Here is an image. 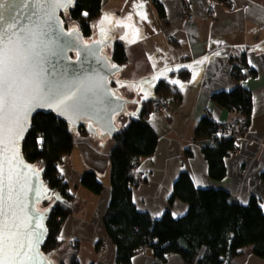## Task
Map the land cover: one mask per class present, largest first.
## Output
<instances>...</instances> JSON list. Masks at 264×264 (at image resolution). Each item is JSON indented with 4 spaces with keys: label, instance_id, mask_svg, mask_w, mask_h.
<instances>
[{
    "label": "crops",
    "instance_id": "obj_1",
    "mask_svg": "<svg viewBox=\"0 0 264 264\" xmlns=\"http://www.w3.org/2000/svg\"><path fill=\"white\" fill-rule=\"evenodd\" d=\"M227 1L224 4L217 0H102L101 15L93 23V30L102 26L110 35L112 48L114 43L122 46L126 56L124 67L142 59L149 76L137 82H115L116 89L125 88L129 94H135L139 88V104L131 115L122 117L119 128L143 104L158 98L154 86L157 80L166 78L163 69L190 62V79L175 83L179 95L169 94L164 100V112L150 111L145 119L157 136V145L151 156L137 162L134 176L140 177L141 183L132 189V203L152 219H159L166 211L174 218L187 212V203L178 199L169 202L181 172L189 175L195 188L226 190L243 205L253 197L264 210V0ZM184 2L189 5L193 20L182 15ZM109 7L111 12L104 14ZM210 7L213 16L209 14ZM237 87L251 96L250 129L237 141L234 151L223 158L225 173L215 180L209 176L196 128L203 117L224 125L237 116L211 99L217 92ZM91 140L87 137L76 145L89 149L97 156L96 160L102 157L105 162L102 169L90 168L85 157L72 166L70 156L74 148L57 165L77 208L61 225L59 237L66 242L60 250L64 255L66 243L77 241L79 264H115L116 248L103 225L111 198L108 154L113 140L110 138L107 152H104L106 145L93 148L96 146ZM87 156L90 157L88 153ZM86 168L95 172L102 184L99 195L80 184ZM97 245L104 246L99 254ZM65 261L62 256L59 262ZM131 263L185 264L176 254L157 263L149 247L140 250ZM231 264H264V260L253 254L251 246H246Z\"/></svg>",
    "mask_w": 264,
    "mask_h": 264
},
{
    "label": "trees",
    "instance_id": "obj_2",
    "mask_svg": "<svg viewBox=\"0 0 264 264\" xmlns=\"http://www.w3.org/2000/svg\"><path fill=\"white\" fill-rule=\"evenodd\" d=\"M101 2L75 0V5L62 15L64 24L72 27L68 26L67 21L75 23L73 26L89 38L94 21L101 15ZM122 50L120 44L114 43L112 60L124 66L126 56ZM189 64L187 61L161 71L166 78L157 80L154 86L158 98L165 100L169 94L177 96L178 90L171 81L187 82L191 77ZM211 99L219 106L234 111L245 121L250 120L251 96L244 88L217 92ZM153 102L147 101L136 115L129 116L126 125L119 128L112 138L113 146L108 154L111 198L103 215V225L116 248L115 264H132V258L145 247L152 250L159 263L165 262L168 255L176 254L185 264H231L232 259L246 246H251L253 254L264 260V210L253 197L243 205L226 190L195 188L189 175L181 172L174 182L169 202L178 199L187 203L188 210L183 216L174 218L166 211L159 219H152L136 209L132 203L135 179L132 166L141 158L151 156L156 149L157 136L145 122L148 113L153 112ZM221 126L209 117H203L196 128L209 165V176L215 180L224 175L222 160L234 151L237 144L235 139L211 138L212 133ZM89 136L84 126L69 130L54 114L38 113L31 119V130L21 145L25 159L36 168L44 169L43 175L49 189L63 199L62 203L51 200L40 207L45 209L54 203L46 223L48 236L42 247V252L49 256L65 244L66 241L59 237L61 225L77 210L75 199L68 192L57 165L76 144L82 142L80 140ZM80 184L95 195L102 191L101 182L90 170L83 172ZM66 245V252L62 255L66 261L58 264H79L78 242L68 241Z\"/></svg>",
    "mask_w": 264,
    "mask_h": 264
},
{
    "label": "water",
    "instance_id": "obj_3",
    "mask_svg": "<svg viewBox=\"0 0 264 264\" xmlns=\"http://www.w3.org/2000/svg\"><path fill=\"white\" fill-rule=\"evenodd\" d=\"M74 5L75 0H4V9L0 10L4 16L0 29H7L12 41L30 56L38 79L57 84L61 95L74 93L68 108L54 110L38 105L26 118L22 117L23 130L13 137L16 147L11 140L0 143V172L5 177L0 197V229L15 232L14 242L24 245L20 251L26 254L18 258V264H41L42 257L58 264L42 252L54 203L45 209L40 207L51 200L62 203L63 199L49 189L44 169L36 168L21 153V145L31 130V119L38 113H51L69 130L84 126L89 137L93 141L98 139L102 148L106 139L109 141L119 132L122 117L131 115L139 104V88L135 94H129L125 88L116 92L110 79L118 76L117 80L137 82L149 77L142 59L124 67L104 56L107 48L112 50L113 41L102 26L92 30L95 36L89 38L73 26L75 23L67 27L62 15ZM9 175L11 181L7 180ZM36 233L40 234L38 244L34 243Z\"/></svg>",
    "mask_w": 264,
    "mask_h": 264
},
{
    "label": "snow or ice",
    "instance_id": "obj_4",
    "mask_svg": "<svg viewBox=\"0 0 264 264\" xmlns=\"http://www.w3.org/2000/svg\"><path fill=\"white\" fill-rule=\"evenodd\" d=\"M3 9L4 0H0V10ZM3 19V12L0 11V22ZM30 59L21 46L12 41L7 29H0V143L11 140L13 147L17 144L13 137L19 136V132L24 127L22 117L26 118L38 105L54 107V110L61 107L68 108L70 107L68 101L74 95L71 92L61 95L57 84L38 79V73L34 71ZM171 83L178 82L171 81ZM7 180L11 181V175ZM4 181L5 177L0 172V197L4 192ZM7 187L9 191L12 190L10 183ZM15 235V232H9L6 228L0 229V264H18V258L26 254L20 251L24 245H17L12 239ZM39 242L40 234L36 233L34 243ZM31 247L32 245H29V248ZM41 264H52V262L42 257Z\"/></svg>",
    "mask_w": 264,
    "mask_h": 264
},
{
    "label": "built area",
    "instance_id": "obj_5",
    "mask_svg": "<svg viewBox=\"0 0 264 264\" xmlns=\"http://www.w3.org/2000/svg\"><path fill=\"white\" fill-rule=\"evenodd\" d=\"M224 4L228 3L227 0H223ZM213 8H209V14L211 16L214 15ZM181 13L187 20H193V14L189 12V5L184 2L181 5ZM166 109V102L162 98H157L152 105V110L155 114H162ZM250 129V122L245 121L240 115L233 117L230 121L219 127L216 131H214L211 135V138L214 139H222L229 140L235 139L238 141L243 138L246 133H248ZM137 162H135L132 166V172L136 173ZM141 183V178L137 175L135 176L134 182L132 184L133 187L138 186ZM104 249L103 245L99 246L98 252H101ZM157 263L158 260H157Z\"/></svg>",
    "mask_w": 264,
    "mask_h": 264
},
{
    "label": "rangeland",
    "instance_id": "obj_6",
    "mask_svg": "<svg viewBox=\"0 0 264 264\" xmlns=\"http://www.w3.org/2000/svg\"><path fill=\"white\" fill-rule=\"evenodd\" d=\"M109 12H111V8L109 7V8H107L106 10H104V14H108ZM71 23V21H67V24L69 25ZM132 54H134V53H132ZM89 139V138H88ZM88 141H90V140H88ZM87 141V142H88ZM92 142H93V144L96 146V147H93V148H95V149H97V148H101V146L99 145V142L97 141V140H91ZM105 143L106 144H104V146L106 145V147H105V149H104V152H107L108 151V145L110 144V141H108V139H106L105 140ZM74 154H72L71 156H70V160H71V165L72 166H77L78 165V163H80V161H82V159H83V157H85L86 158V160H87V162H88V164L90 165L89 167L90 168H92V169H95V170H100V169H102V167H103V164L105 163L104 162V160H103V158L102 157H100V158H98L97 160H96V158H97V156L94 154V153H92L89 149H87V148H83V147H80V146H78V145H75L74 147ZM102 151V150H101ZM103 152V151H102ZM87 153H88V155H90V157H88L87 156ZM81 158V159H80ZM94 159H95V161H94ZM86 170H90V169H85L84 171H86ZM83 171V172H84ZM100 246V245H99ZM98 254L100 253V252H97ZM50 257L52 258V259H56L57 260V262L59 263V261H60V259L62 258V253H61V250H56V251H54V252H52V253H50Z\"/></svg>",
    "mask_w": 264,
    "mask_h": 264
},
{
    "label": "flooded vegetation",
    "instance_id": "obj_7",
    "mask_svg": "<svg viewBox=\"0 0 264 264\" xmlns=\"http://www.w3.org/2000/svg\"><path fill=\"white\" fill-rule=\"evenodd\" d=\"M91 35H94L95 36V34H93V33ZM109 51H111V52H109ZM112 51H113V48H112V50H110L109 48H107V50L104 52V56H106L108 59L112 60ZM112 62H113V60H112ZM117 79H118V76H117V78L115 77V78L110 79V83H111L112 87L115 89L116 92H118L116 90V88H115V82L118 81ZM128 106H129V103L126 105V107H128ZM126 109L128 110V108H126Z\"/></svg>",
    "mask_w": 264,
    "mask_h": 264
}]
</instances>
